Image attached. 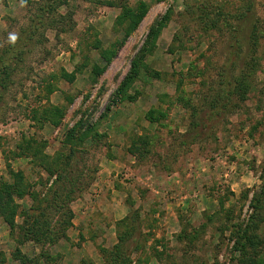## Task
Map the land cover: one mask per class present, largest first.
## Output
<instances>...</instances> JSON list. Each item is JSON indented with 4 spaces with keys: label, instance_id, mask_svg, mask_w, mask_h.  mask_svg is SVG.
<instances>
[{
    "label": "rangeland",
    "instance_id": "374dc122",
    "mask_svg": "<svg viewBox=\"0 0 264 264\" xmlns=\"http://www.w3.org/2000/svg\"><path fill=\"white\" fill-rule=\"evenodd\" d=\"M139 1L147 10L128 32ZM47 2L0 0V56L12 68L0 88V182L18 170L26 192L13 229L0 217V264H21L18 252L31 264H118L104 255L119 237L124 264H264V201L250 221L264 186V0ZM143 46L137 75L115 95ZM95 64L104 67L92 80ZM225 64L247 74L245 97L206 120ZM54 107L57 123L45 119ZM70 184L66 238L23 240L25 210L37 214ZM244 227L254 244L241 252Z\"/></svg>",
    "mask_w": 264,
    "mask_h": 264
},
{
    "label": "trees",
    "instance_id": "16d2710c",
    "mask_svg": "<svg viewBox=\"0 0 264 264\" xmlns=\"http://www.w3.org/2000/svg\"><path fill=\"white\" fill-rule=\"evenodd\" d=\"M53 1L54 0H50L51 4H48V2L46 3V5H48L47 8L49 7L47 11H51L55 7L56 3ZM45 8L43 7L40 9V12L36 16V18L28 24V26L24 29V31H26V30L28 31L30 28H32V26L33 27L36 26L35 21L41 19V17L46 12ZM146 10H147V4H145V2H143V1H139V4L135 8V10L132 11L131 20H130L132 25L129 26L128 32L132 31L136 27L138 20L141 17H143ZM205 15H207V14H205ZM166 19H167V14L165 13L161 19H156L154 21L153 26L150 30L149 35H148V39H147V43H146L147 45L150 44L151 42H153L154 37L158 34V30L164 24ZM234 28L237 30L236 27H234ZM237 31H235L236 34H237ZM238 35H239V31H238ZM234 36H235V39L237 40L235 34H234ZM253 42L257 44V39H254ZM144 49L145 48L143 46L141 51H140V54L133 59L131 67L129 68V71L125 74V76L122 79L118 88L116 89L115 95H118V93H121V95H125L126 89L131 85V83L134 80V77L138 73L139 60H141V58L144 55ZM145 50H148V49H145ZM115 51H116L115 49H110L106 52H104V51L101 52L103 59L105 58V63H108L110 61V59L113 57ZM230 57H231V53L229 54V57L227 58V62L230 61ZM231 63H232V61H231ZM225 66L226 67H224V65L222 66V69L219 72V80H218L217 87L214 90L213 94L211 95V98L208 100L207 108L205 111L206 113H205V117H204V119H206V120L213 119L216 116H219L222 112H224V110L226 109V107L230 103V98L232 97V95L239 94L241 97H245V93L247 90L246 89V87H247V82H246L247 74L245 72H243V74H241V76L234 77V75H231V72L229 74V71H230L229 68L230 67H227V64H225ZM103 67L104 66L99 67L97 64H95L93 66V69L91 71L92 72V80H95L96 77L98 75H100V73L103 70ZM11 71H12V68H11V63L8 62V56L7 55L6 56H0V88L6 87L7 80L9 78ZM1 96H2V92L0 90V98H1ZM126 96L127 97H133V95L131 96L129 94H127ZM117 97H119V96H117ZM121 98H123V96ZM189 108L194 110L193 116H195V114H196L195 107L189 105ZM152 109H154V108H152ZM48 110H46L45 113H47V115H50V117H52V118L49 119L47 117L45 119H48L52 123H57L56 116L62 114L61 110L56 108V107H54L53 110H50V111H48ZM149 113L146 115L147 119H149V121L153 122V121L158 120L159 117L155 116L154 114L150 115ZM157 113L160 116L164 115V112L160 109L157 110ZM196 118L197 119L193 120L195 125L200 124V122H202V120H203L202 118H200V116L198 117V115H196ZM89 130H90V128H87V130L84 131V135H88ZM69 132H71V133L74 132V129H69L68 133ZM72 153H74V150H72ZM8 171L12 177V180L0 182V217L9 225L10 229H13L16 226V222L14 220V217L18 213V204L15 201V199L22 197L26 192L22 187V181H23L22 173L18 170L13 171L11 168H8ZM50 171H51L50 173H52L53 170L50 169ZM263 172H264V170H263ZM263 177H264V173H263ZM72 188H73V185H71V184H70V187L68 189H65L63 187L65 192L60 193L58 195V197L54 196L53 198H51V200L48 201L45 204V206L37 207L38 208L37 214L28 213L27 210H25V212L23 213V215H25V219L23 222L24 225H22V226L20 225L21 228L23 229L22 234H21V237L23 240L30 239L34 242L48 243L49 245H53V244L57 243L59 240L66 238V232L65 231L67 230V228L70 225H72V222H71L72 213H71V209L68 206L67 207L65 206V202L72 197L71 196V193L73 191ZM261 192H262V195H259V196L254 195V197L251 201V205L254 208L253 212L251 213V216H250L251 222H252V218L256 217V215L259 214V213H256V209H260L263 206L264 186H263ZM52 204L55 205L54 207H56L57 213L59 214L58 218H56L54 220L55 225H51L50 216L48 215V213H46V210L50 209L52 207ZM248 230L249 229L244 227V228H242V231H241L242 234L240 233V231L238 232L239 233L238 237L240 239L238 248H239V250H241V252L246 251L247 242H249L250 245L254 244L251 236L249 234H247ZM123 241H124V237H123V239L119 237L118 241L113 245V247L111 249H109L108 251L105 250V252H107L104 255V258L106 261H109V260L114 261V260L121 258V262L118 264H124V262H125V260H127L126 258L128 256L126 253H124V250L121 246ZM135 248H136V246H135ZM101 250L103 252V249H101ZM18 255H19L18 258H19L21 264H31V258L30 257L22 255L19 252H18ZM32 264H36V262H34ZM83 264H88V263L83 261ZM91 264H93V263H91Z\"/></svg>",
    "mask_w": 264,
    "mask_h": 264
}]
</instances>
